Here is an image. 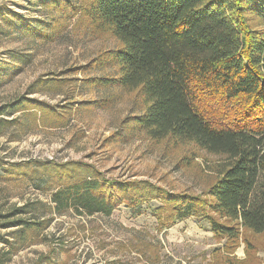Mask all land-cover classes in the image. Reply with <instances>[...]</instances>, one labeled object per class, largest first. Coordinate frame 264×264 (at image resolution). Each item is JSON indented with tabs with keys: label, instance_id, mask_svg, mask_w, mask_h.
<instances>
[{
	"label": "trees",
	"instance_id": "16d2710c",
	"mask_svg": "<svg viewBox=\"0 0 264 264\" xmlns=\"http://www.w3.org/2000/svg\"><path fill=\"white\" fill-rule=\"evenodd\" d=\"M40 1L58 16L78 14L85 30L118 42L99 55L109 72L93 85L125 88L141 98L140 112L125 120L131 131L173 146L190 143L220 158L210 165L215 176L201 193L106 178L82 161L51 166L45 189L51 191L53 212L109 215L121 204L135 207L157 198L159 222L163 215L176 220L194 216L205 220L227 249L241 235L248 247V233L264 232V0ZM52 25L58 26L56 17ZM25 28L34 37L51 35L30 24ZM61 81L53 78L52 84ZM24 97L10 114L38 106L46 109L43 126L50 120L67 124L69 112ZM3 113L0 106V128L18 121ZM30 177L26 165L11 164L0 172V182ZM35 203L26 200L12 209L6 216L12 218L0 227L15 230L0 234V242L13 246V235L20 244L34 242L49 227L52 216H19ZM227 259V264H239Z\"/></svg>",
	"mask_w": 264,
	"mask_h": 264
},
{
	"label": "rangeland",
	"instance_id": "374dc122",
	"mask_svg": "<svg viewBox=\"0 0 264 264\" xmlns=\"http://www.w3.org/2000/svg\"><path fill=\"white\" fill-rule=\"evenodd\" d=\"M58 14L40 0H0V106L3 118H18L0 128V172L20 164L31 173L25 181L0 182V224L26 200L36 203L19 216L53 218L34 242L20 244L16 235L10 236L11 247L0 242V263L51 264L49 256L54 264H227L228 257L239 264H264V232L248 233V247L241 235L227 249L201 218L163 215L159 222L157 198L135 207L121 204L109 215L53 212L51 191L45 189L51 166L82 161L106 178L201 193L215 176L210 165L220 160L190 143L173 146L131 131L125 120L140 112L141 98L125 88L93 85L109 72L99 55L118 42L85 30L78 14ZM26 24L51 35L34 37ZM53 78L61 84L53 85ZM24 96L69 112L67 124L50 120L43 126L46 109L38 106L10 114ZM13 230L0 227V234Z\"/></svg>",
	"mask_w": 264,
	"mask_h": 264
}]
</instances>
